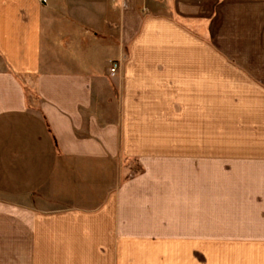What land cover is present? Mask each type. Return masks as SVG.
Segmentation results:
<instances>
[{
  "label": "crops",
  "instance_id": "obj_1",
  "mask_svg": "<svg viewBox=\"0 0 264 264\" xmlns=\"http://www.w3.org/2000/svg\"><path fill=\"white\" fill-rule=\"evenodd\" d=\"M0 264H264V0H0Z\"/></svg>",
  "mask_w": 264,
  "mask_h": 264
},
{
  "label": "built area",
  "instance_id": "obj_2",
  "mask_svg": "<svg viewBox=\"0 0 264 264\" xmlns=\"http://www.w3.org/2000/svg\"><path fill=\"white\" fill-rule=\"evenodd\" d=\"M116 68V65L114 64L113 67L111 68V71L113 72Z\"/></svg>",
  "mask_w": 264,
  "mask_h": 264
}]
</instances>
